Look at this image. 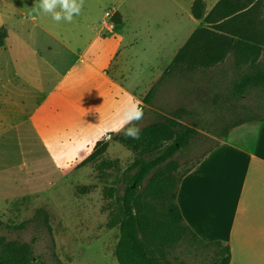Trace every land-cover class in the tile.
<instances>
[{"label": "crops", "instance_id": "crops-1", "mask_svg": "<svg viewBox=\"0 0 264 264\" xmlns=\"http://www.w3.org/2000/svg\"><path fill=\"white\" fill-rule=\"evenodd\" d=\"M126 1L85 0L72 23L57 24L48 16L32 18L36 0H0V30L8 33L0 48V116H26L20 124L50 157L59 147H95L100 141L111 146L112 137L123 132L111 131V125L126 106L140 102L143 70L153 63L135 50L140 28ZM180 1L131 3L149 29L152 20L142 4L160 6L148 9L158 14L159 34L170 47L162 50L173 60L203 25L192 12L184 19ZM188 1L192 11L196 0ZM202 1L206 15L220 0ZM236 132L239 142L230 141ZM230 135L184 178L177 203L199 239L230 247V264H264V123L249 122Z\"/></svg>", "mask_w": 264, "mask_h": 264}, {"label": "rangeland", "instance_id": "rangeland-1", "mask_svg": "<svg viewBox=\"0 0 264 264\" xmlns=\"http://www.w3.org/2000/svg\"><path fill=\"white\" fill-rule=\"evenodd\" d=\"M135 1L125 2L132 14L131 20L135 19L140 28L135 50L146 57L145 62L153 63L151 68L144 67L146 84L143 91H137L144 112L139 127L185 109L183 121L196 125L200 134L178 160L183 168L192 167L227 140L234 129L241 127L234 128L236 123L248 117L260 120L264 116V104L260 105L255 98L230 95L234 78L231 60L210 70L166 77L173 55L162 50L163 45L169 50L170 47L159 34L158 14L155 16L148 9L160 6L151 2L142 4L147 7L145 18L152 20L149 29L131 11V3ZM177 6L184 19L192 17L188 0H181ZM138 63L133 68L138 69ZM155 86V98L151 104L145 103L147 94ZM25 118L18 114L0 116V216L5 223L0 228V246L8 242L33 244L37 264H119L115 256L119 228L106 227L108 212L102 209L103 189L113 186L122 193L123 171L134 161V154L118 142H112L105 157L119 160L120 168L107 170L100 180L93 165L81 166L84 160L80 157H89L94 147H59L53 149L54 157H50L35 134L20 124ZM226 130L229 134L225 137ZM239 133L230 135V141L239 142ZM84 187H91V191L83 193ZM217 250L184 240L169 250L168 260L171 264H214L218 259Z\"/></svg>", "mask_w": 264, "mask_h": 264}, {"label": "trees", "instance_id": "trees-1", "mask_svg": "<svg viewBox=\"0 0 264 264\" xmlns=\"http://www.w3.org/2000/svg\"><path fill=\"white\" fill-rule=\"evenodd\" d=\"M191 12L203 25L178 52L166 77L210 70L231 60L234 78L230 95L255 98L263 105L264 0H220L206 15L204 2L196 0ZM7 37V31L1 29L0 48L4 47ZM156 93L155 86L147 94L145 103L151 104ZM185 113V109H178L173 115L140 128L139 139L126 138L124 132L112 139L135 156L123 171L122 193L113 186L103 189L105 205L102 209L108 212L106 227L119 228L115 251L119 264H171L169 250L184 240L198 242L205 248H218L214 264L231 262L230 247L220 241L206 243L199 239L177 203L182 181L203 161L183 168L178 160L200 134L196 125L183 121ZM253 121L264 123V116L260 120L248 117L234 128ZM228 134L226 130L225 137ZM108 148L107 141L98 142L92 154L81 163L83 167L93 165L100 180L107 170L120 168L119 160L105 157ZM90 191L91 187L83 188V193ZM4 225L0 216V228ZM0 264H37L33 244H2Z\"/></svg>", "mask_w": 264, "mask_h": 264}, {"label": "clouds", "instance_id": "clouds-1", "mask_svg": "<svg viewBox=\"0 0 264 264\" xmlns=\"http://www.w3.org/2000/svg\"><path fill=\"white\" fill-rule=\"evenodd\" d=\"M84 3L85 0H36L31 9L34 13L32 18L35 20L40 16H48L57 24L72 23L82 12ZM143 118V109L134 101L122 110L119 118L111 125V131H123L126 138L139 139L141 129L138 124Z\"/></svg>", "mask_w": 264, "mask_h": 264}, {"label": "built area", "instance_id": "built-area-1", "mask_svg": "<svg viewBox=\"0 0 264 264\" xmlns=\"http://www.w3.org/2000/svg\"><path fill=\"white\" fill-rule=\"evenodd\" d=\"M106 17H107V18H112V15L109 14V13H107V14H106ZM102 24L105 26L106 22H103Z\"/></svg>", "mask_w": 264, "mask_h": 264}]
</instances>
